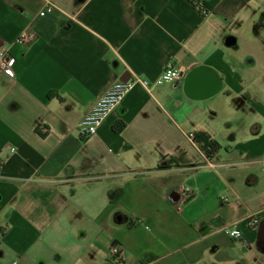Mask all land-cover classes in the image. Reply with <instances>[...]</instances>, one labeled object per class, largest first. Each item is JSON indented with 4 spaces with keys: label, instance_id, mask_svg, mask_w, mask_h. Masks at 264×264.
<instances>
[{
    "label": "crops",
    "instance_id": "1",
    "mask_svg": "<svg viewBox=\"0 0 264 264\" xmlns=\"http://www.w3.org/2000/svg\"><path fill=\"white\" fill-rule=\"evenodd\" d=\"M0 46L19 73L0 72V264H114V243L126 264H264V0H0ZM166 61L178 80L80 134L112 83Z\"/></svg>",
    "mask_w": 264,
    "mask_h": 264
},
{
    "label": "built area",
    "instance_id": "2",
    "mask_svg": "<svg viewBox=\"0 0 264 264\" xmlns=\"http://www.w3.org/2000/svg\"><path fill=\"white\" fill-rule=\"evenodd\" d=\"M193 4L202 14H206L209 11V8L202 2L194 1ZM53 10V5L48 4L39 12V14L44 15L46 13L53 12ZM32 39L33 33L31 31L24 30L19 33L17 42L22 45H26L30 43ZM0 72H5L11 77L15 78L19 76V73L13 67V58L10 52L6 47L3 46H0ZM182 73L183 69L181 67L174 66L171 61H166L160 74L153 82L138 76H134L132 78L118 80L112 83L79 121L80 134L83 136L94 134L107 114L122 102L125 94L131 87H133L134 84H140L143 87L148 88L152 83L176 81L181 77ZM187 137L194 141L195 133L189 132L187 133ZM227 232L231 238H239L241 236L240 229L234 225L228 226ZM109 254L114 264H126L124 260V251L120 245L116 243L110 245Z\"/></svg>",
    "mask_w": 264,
    "mask_h": 264
},
{
    "label": "trees",
    "instance_id": "3",
    "mask_svg": "<svg viewBox=\"0 0 264 264\" xmlns=\"http://www.w3.org/2000/svg\"><path fill=\"white\" fill-rule=\"evenodd\" d=\"M123 127L124 123L118 122L113 126V129L115 132H119L123 129ZM194 142L197 143L199 147L206 152V154H210L219 147V144L215 140L209 138L207 133L204 131H199L195 134ZM128 225L132 227L134 224L129 223Z\"/></svg>",
    "mask_w": 264,
    "mask_h": 264
},
{
    "label": "water",
    "instance_id": "4",
    "mask_svg": "<svg viewBox=\"0 0 264 264\" xmlns=\"http://www.w3.org/2000/svg\"><path fill=\"white\" fill-rule=\"evenodd\" d=\"M125 79H127L126 76L121 78V80ZM256 246L260 251L264 252V217L258 223L256 234Z\"/></svg>",
    "mask_w": 264,
    "mask_h": 264
}]
</instances>
